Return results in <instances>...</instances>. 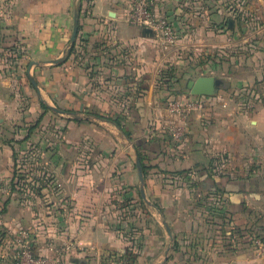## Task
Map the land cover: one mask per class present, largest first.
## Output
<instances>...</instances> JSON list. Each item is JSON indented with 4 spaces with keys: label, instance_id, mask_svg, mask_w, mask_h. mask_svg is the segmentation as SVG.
Listing matches in <instances>:
<instances>
[{
    "label": "crops",
    "instance_id": "0c3cea01",
    "mask_svg": "<svg viewBox=\"0 0 264 264\" xmlns=\"http://www.w3.org/2000/svg\"><path fill=\"white\" fill-rule=\"evenodd\" d=\"M0 1L7 11L0 18V139L9 138V123L22 125L16 120H27L34 112L49 117L50 112L48 144L53 149L46 155L51 198L33 205L12 198L0 216V264H12L11 241L20 228L32 231L40 253L73 241L64 264H100L104 251L127 249L138 253L136 264H180L173 258L174 237L195 235L197 245L184 240L178 258L196 253L206 258L202 264H264V245L230 251L236 241L231 239L229 246V240L215 235L217 230L208 232L212 240L203 239L205 222L213 214L193 204L199 200L197 189L207 194L218 186L228 190L224 209L234 213L235 223L244 226L253 211L264 218V0H154L155 12L166 15L177 33L170 48L126 21L127 0H79L73 51L56 63L48 60L64 55L77 0ZM242 41L263 60L249 56L238 61L236 44ZM185 55L199 60L202 68L220 71L215 76L222 80L215 93L200 95L202 107L190 115L188 137L174 151L160 121L167 97L184 92L161 87L158 72ZM140 77L146 88L134 98ZM118 114L130 138L106 118ZM18 130L21 126L10 138ZM11 144L0 140V177L13 176ZM134 145L145 165L154 166L144 174L151 203L140 193ZM157 166L190 173L173 176ZM210 167L229 176L209 178L203 168ZM121 209L128 213L117 215ZM185 261L200 264L181 263Z\"/></svg>",
    "mask_w": 264,
    "mask_h": 264
},
{
    "label": "rangeland",
    "instance_id": "374dc122",
    "mask_svg": "<svg viewBox=\"0 0 264 264\" xmlns=\"http://www.w3.org/2000/svg\"><path fill=\"white\" fill-rule=\"evenodd\" d=\"M88 2L91 3V0ZM244 43L249 42L242 41L236 44L237 50H235V56L238 57V61H246V58L248 59L250 57L251 61L263 60V58L261 56H257V54L253 56V53H250L251 51L248 49L249 47H246V45L243 46ZM198 61L199 60H195L194 57L190 59L188 55H185L184 57L174 61H169L174 68L177 66L175 68V72H178L177 76L180 78L177 83L174 82L171 86L173 91H181L184 92V95H188L189 90L186 86L187 79L195 78L201 74L222 75L220 71H210L209 67L205 66L202 68L201 66H198ZM171 64H168L166 67L170 66ZM171 96L177 95L173 94ZM47 111L48 110L45 112ZM42 115L43 114H41V112H34L27 118V120H24V118L16 120L18 123L21 122L22 125L17 123H9V126L5 128L6 132H9L10 134L9 138H5L6 136L4 135L0 139L1 142L5 144H11L10 141L14 142V145L11 144L13 160L10 162V173H12L13 176L0 177V216H2V214L6 211V204L12 198L20 203L27 202L28 205H33V202H35L37 199L46 201L51 198L53 183L51 182V171L49 163L46 161V155H49L53 151V149L48 144L52 135V122L50 112L48 113L49 117H45L44 115L42 117ZM19 126H21V130H18L16 136L13 135L12 138H10L11 133L15 134L17 127ZM28 132L29 134H27ZM24 135H27L26 139L22 138ZM43 139L46 142H42ZM78 152L82 153V149H80ZM41 155H44V157ZM2 164L3 163L0 162V168L4 165ZM197 192H199L198 189ZM197 192L194 193V197L201 198L204 196L205 200L202 202H197L195 199L196 201L193 204L195 206H199L202 213H206L207 211L209 214L210 212L207 210V206H209V201L212 200L206 198V194H199L201 192ZM140 207L142 212H144L143 209H145V207ZM124 212L127 211L121 209V212H117V215L123 216ZM3 246L4 245L0 238V253L3 250Z\"/></svg>",
    "mask_w": 264,
    "mask_h": 264
},
{
    "label": "trees",
    "instance_id": "16d2710c",
    "mask_svg": "<svg viewBox=\"0 0 264 264\" xmlns=\"http://www.w3.org/2000/svg\"><path fill=\"white\" fill-rule=\"evenodd\" d=\"M74 45L71 47L69 52L65 53L64 58H67V56L73 51ZM19 53V52H18ZM174 78H175V68L170 65L168 67L162 68L158 72V81L161 87H165L167 89H170L171 86L174 83ZM145 78L140 77L137 82L134 84V98H137L139 93L146 88V84H144ZM41 106L45 109L49 108V106L44 102L40 101ZM107 119L111 120L116 124V126L122 131L126 137L130 138V131L124 126L122 123V118L123 115H116L115 117H108L106 116ZM170 141L172 142L173 145V150H176V144L171 140L170 135H167ZM135 146V150L137 151L140 160L143 165V172L144 174L147 173L150 169H152L154 166L153 165H145L144 163V157L137 145ZM216 168V166H215ZM200 168H196L197 174L201 172L199 170ZM158 171H165L170 173L171 175H181L184 172H188L189 169L186 168H173V169H161L157 166ZM205 170V173L209 178L213 177L214 180L215 177L219 176L221 178L229 176L228 173L222 172L219 169L215 171L213 167L211 168H203ZM189 175V174H188ZM230 178V177H229ZM193 186H196L194 182H192ZM197 183L199 184V180L197 179ZM196 183V184H197ZM210 192L212 193H207L206 198H209L212 201H209V206H207V210H209L210 213H212V217L208 219L205 222V228L202 231L201 237L203 239H208L207 241H210L213 239L212 235L210 236L209 231L217 230L214 231L215 235L217 237H221V239L229 240L228 245L230 244V240L234 239L236 241V247H230V251H236L240 246H245L249 248L258 249L260 246L264 245V218L259 215L256 211H253V219L249 222H247L244 226L239 225L234 222V213L232 211H228V209H224V200L225 197L228 193V190L225 188H221L218 186L213 187ZM205 200V197L199 198L198 202H202ZM199 205V204H198ZM207 212V211H206ZM200 237V236H199ZM216 237V238H217ZM259 237L260 238V244L256 243L255 238ZM198 238V236H193L190 239L186 238H178V236L174 237L173 243H172V249L175 251V254L173 258L175 259V262H178L180 264L181 260H197L199 261L200 264L204 263L206 261V258L202 255H197L196 253L189 254L188 257L182 256L178 258V252L182 250V245L186 244L184 243V240L188 241V244H191V246H196L195 239ZM191 240V242H190ZM226 242V241H225ZM223 242L222 245L225 246L226 243ZM212 244V243H211ZM187 245V244H186ZM199 246V245H198ZM203 246L204 243H203ZM230 246V245H229ZM187 258V259H186ZM205 259V260H204ZM100 264H136L137 261H139V255L137 252L127 249L126 252H114V251H104L101 256H100ZM187 264H189L187 261H185ZM202 262V263H201ZM185 264V263H184Z\"/></svg>",
    "mask_w": 264,
    "mask_h": 264
},
{
    "label": "built area",
    "instance_id": "2783aa9c",
    "mask_svg": "<svg viewBox=\"0 0 264 264\" xmlns=\"http://www.w3.org/2000/svg\"><path fill=\"white\" fill-rule=\"evenodd\" d=\"M126 21L140 28L149 27L153 31L155 41L163 48L176 44L177 33L170 19L154 10V0H127ZM5 3L0 1V18H5ZM200 95L169 96L165 100L166 116L160 126L167 131L171 140L179 146L186 141L190 130V115L202 107ZM32 231L20 228L13 240L12 264H64L66 256L74 249L73 241H65L49 247V252H37L33 246ZM260 244V238H255Z\"/></svg>",
    "mask_w": 264,
    "mask_h": 264
},
{
    "label": "water",
    "instance_id": "95a60500",
    "mask_svg": "<svg viewBox=\"0 0 264 264\" xmlns=\"http://www.w3.org/2000/svg\"><path fill=\"white\" fill-rule=\"evenodd\" d=\"M79 15H80V1L77 0L75 5H74V11H73V20H72V29H71V35L70 39L68 42V45L64 51V55L66 52H69L71 47L74 45L77 32H78V27H79ZM229 23H232V20H229ZM142 33L144 35H150L153 36V31L149 27H143L142 28ZM64 55L55 59H50L48 60L49 62H59L64 59ZM37 63V61H32V63ZM31 63V64H32ZM30 79L32 83L37 87L36 81L34 80L33 76H30ZM221 78L219 76L211 75V74H201L195 77L194 79H189L187 81V88L189 90V93L192 95H211L217 91L219 86L221 85ZM131 155L134 159L136 168H137V173H138V178H139V183H140V193L141 196L149 203H151L144 191V172H143V165L140 160V157L137 153V151L134 149L131 151ZM163 223L166 227V230L170 237L172 238V231L167 224L166 220L163 219ZM83 264H89V263H83Z\"/></svg>",
    "mask_w": 264,
    "mask_h": 264
}]
</instances>
